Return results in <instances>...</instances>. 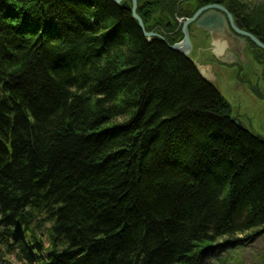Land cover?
Returning a JSON list of instances; mask_svg holds the SVG:
<instances>
[{"label":"trees","instance_id":"obj_1","mask_svg":"<svg viewBox=\"0 0 264 264\" xmlns=\"http://www.w3.org/2000/svg\"><path fill=\"white\" fill-rule=\"evenodd\" d=\"M196 1L264 39V6ZM230 115L111 0H0V264H205L264 235V141Z\"/></svg>","mask_w":264,"mask_h":264},{"label":"flooded vegetation","instance_id":"obj_2","mask_svg":"<svg viewBox=\"0 0 264 264\" xmlns=\"http://www.w3.org/2000/svg\"><path fill=\"white\" fill-rule=\"evenodd\" d=\"M184 3H186V5H189L191 10L195 9V11L191 15H188V11L190 12V10L187 7H184ZM206 5L207 4L200 6L196 0H136V11L139 14H142L144 16V19L147 20L144 25L148 29H150L149 31L173 36L175 34H178V32L183 34L182 26L185 19L192 17L198 9ZM234 20H238L240 22V25L236 23L240 29H242L243 31H249L239 19L235 18ZM173 25H175V29H172ZM193 27L194 23L192 22L188 25L187 28L190 40L192 41V48H196V50H198V53L206 51L208 59L210 60L209 62L214 65L218 78H221L223 81V87L226 89L227 93L234 97L236 101V111L234 112V115L239 118V120L244 125V127L247 128V130L251 131L259 138H263L253 128L254 122L251 116H249V114H251L249 111L251 108L249 99L250 102L251 99L257 100L256 94L260 91L261 88L263 64H261L260 59H257L260 56V52H257L256 54V52H254L253 50L254 53H251L250 49V53L252 54L251 59L246 56V52H243L245 58H242L243 55L239 56L238 54H235V62L224 63L218 61L215 55L211 53V51L207 50V48L209 47V34L207 32L205 33L203 31H200L197 28L193 29ZM192 32L197 33V41H199L198 44L195 43L196 39L193 36ZM243 38L247 41L248 48H251L250 44L248 43L250 41L248 37L244 36ZM182 39L183 37L180 40L177 39V41L179 42ZM222 69H225L227 73ZM252 72H254V75L255 73L259 72L260 77L258 75L254 76ZM260 108H262L261 110H263L264 105H261Z\"/></svg>","mask_w":264,"mask_h":264},{"label":"water","instance_id":"obj_3","mask_svg":"<svg viewBox=\"0 0 264 264\" xmlns=\"http://www.w3.org/2000/svg\"><path fill=\"white\" fill-rule=\"evenodd\" d=\"M111 1L118 5L119 8L131 12L132 17L136 20L138 27L147 41H151L155 37L160 38L171 50L188 57L194 64L200 77L213 85H215L216 79L218 78L214 65L212 63H201L197 60V57H191L192 43L187 29L190 23L193 22L194 28H198L209 34V46L211 48V50H209L215 55L218 61L224 63L235 62V54L241 56L242 48H244L246 44V40L242 38L243 36L250 38L259 47L264 49V44L252 34L241 30L237 26V24L240 25V22L234 20L230 12L219 4L206 5L198 9L192 17L185 19L182 26L183 39L180 42L170 44L159 34L146 31L141 17L136 12V0ZM231 121L237 127L242 128V125L237 119L231 118ZM259 139L260 141H264L263 138Z\"/></svg>","mask_w":264,"mask_h":264},{"label":"rangeland","instance_id":"obj_4","mask_svg":"<svg viewBox=\"0 0 264 264\" xmlns=\"http://www.w3.org/2000/svg\"><path fill=\"white\" fill-rule=\"evenodd\" d=\"M238 1L249 5L250 8L264 6V0H238ZM184 7H187L190 10V12L188 11V15H191L195 11V9L191 10L190 6L186 5V3H184ZM146 21L147 20L145 19V22ZM246 32L249 31L246 30ZM157 34L162 36L166 41L167 39L180 40L183 37V34L180 32H178V34H175L173 36H169L168 34H160V33ZM192 34L196 39L195 43L198 44L199 41H197V33L192 32ZM248 43L250 44L251 48H248V44H246V46L242 50V55H243L242 58H245L243 52H246V56H248V58L250 59L252 58L251 53L256 52L257 54V52L258 53L260 52V56L257 59H260L261 64H263V70H262L263 74L261 75L262 77L261 88L260 91L256 94L257 100L251 99L250 102L249 99V104L251 107L249 111L251 114L249 113L248 114L249 116H251L254 122L253 128L256 130L257 133H259L264 138V109L261 110L262 108H260L261 105H264V51L262 49L260 50V48L254 44V42L249 41ZM250 49H251V53H250ZM191 55L193 57H197L198 61L201 63H208L210 61L208 59L206 51H202V53H198V50H196V48L194 49L192 48ZM222 70L226 72L225 69ZM252 74L254 75V72H252ZM256 75L260 77L259 72L255 73L254 76ZM252 232L253 230H248L241 234H235L232 236H224L222 238H219L215 243L212 244V245L215 244L216 245L214 246V248H211L210 254L207 255L206 264H264V237L261 235H257V236L254 235L250 237V235H252ZM211 246H209V248ZM14 264H20V263L15 262Z\"/></svg>","mask_w":264,"mask_h":264},{"label":"bare ground","instance_id":"obj_5","mask_svg":"<svg viewBox=\"0 0 264 264\" xmlns=\"http://www.w3.org/2000/svg\"><path fill=\"white\" fill-rule=\"evenodd\" d=\"M209 4H216V3H209ZM209 4H207V5H209ZM219 5H221V6H224V5H222V4H219ZM227 9V8H226ZM228 10V9H227ZM197 12V11H196ZM195 12V13H196ZM228 12H230L229 10H228ZM194 13V14H195ZM224 14V13H223ZM230 14L232 15V13L230 12ZM225 15V14H224ZM226 16V15H225ZM232 17H233V19H235V17L232 15ZM142 19V18H141ZM142 22H143V24H144V21H143V19H142ZM138 25V24H137ZM144 27H145V29H146V31H149V29L144 25ZM140 29V28H139ZM172 29H175V25H173L172 26ZM141 31V30H140ZM246 32V31H245ZM247 33H250V34H252L253 36H255L253 33H251L250 31L249 32H247ZM189 34V33H188ZM143 35V34H142ZM244 37V36H243ZM242 37V38H243ZM246 37V36H245ZM258 40H260L263 44H264V39L262 38V37H257V36H255ZM158 38V37H157ZM244 39V38H243ZM250 41H252L250 38H248ZM178 41H175L174 43H177ZM180 42V41H179ZM252 42H254V41H252ZM246 44H247V41H246ZM246 44H245V46H246ZM254 44L255 45H257L255 42H254ZM257 47H259L258 45H257ZM260 49H262L261 47H259ZM262 50H264V49H262ZM179 53V52H178ZM181 54V53H180ZM183 55V54H182ZM184 56V55H183ZM191 56V55H190ZM184 57H186V56H184ZM192 57V56H191ZM189 61H191L188 57H186ZM193 58V57H192ZM197 60H198V58H197ZM191 63H192V61H191ZM208 63H211V62H208ZM193 64V63H192ZM194 65V64H193ZM195 67V66H194ZM213 85V84H212ZM216 85V86H215ZM215 85H213L215 88H216V90H217V92L228 102V104L230 105V108H231V115H230V121H231V118H235V119H237L239 122H240V124L242 125V128H239V127H237L232 121V123L237 127V128H239V129H243V130H246L245 129V127H244V125L241 123V121L239 120V118L237 117V116H235L234 115V112L236 111V109H235V103H236V101H235V99H234V97H232L229 93H227L226 92V89L223 87V81H222V79H219V78H217L216 79V83H215ZM229 97H228V96ZM257 236V235H256ZM261 236H263L264 237V235H261ZM216 245V244H215ZM215 245H212L210 248L208 247V248H206V250H205V254H204V257H203V259L205 258V256L207 257V255L208 254H210V252H211V248H214V246ZM213 252V251H212ZM204 262H205V264H206V258L204 259ZM37 264V263H36Z\"/></svg>","mask_w":264,"mask_h":264}]
</instances>
